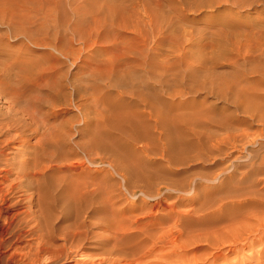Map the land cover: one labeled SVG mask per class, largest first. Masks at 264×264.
<instances>
[{"label":"rangeland","instance_id":"374dc122","mask_svg":"<svg viewBox=\"0 0 264 264\" xmlns=\"http://www.w3.org/2000/svg\"><path fill=\"white\" fill-rule=\"evenodd\" d=\"M0 4V264H264V0Z\"/></svg>","mask_w":264,"mask_h":264},{"label":"bare ground","instance_id":"6f19581e","mask_svg":"<svg viewBox=\"0 0 264 264\" xmlns=\"http://www.w3.org/2000/svg\"><path fill=\"white\" fill-rule=\"evenodd\" d=\"M0 2H1V0H0ZM1 5V4H0ZM2 5H3V3H2ZM2 7V6H1ZM1 7H0V19H1V14H3L2 13V11H1ZM3 8V7H2ZM4 9V8H3ZM1 21V20H0ZM35 21V20H34ZM43 26H46V23L43 25ZM19 52V51H18ZM62 52V51H61ZM60 52V53H61ZM61 54H63V53H61ZM19 67V66H18ZM19 79V78H18ZM20 80V79H19ZM33 87H38V89H40L41 91L43 90V98H40L38 101H30V104L32 105V106H39V107H44V104L45 103H47L48 104V102H49V99H50V97H51V90H49V88L47 87V83L45 82V81H43V78L42 77H36V76H34V77H31V78H27V79H25L24 81H22L21 82V85L18 87L17 85H14V84H11L8 80H6L5 78H3V77H1L0 76V91L1 92H3V93H7V94H10L11 95V99H13V102H15V103H19V100L20 99H23L22 97L27 93V91L29 92V91H31L32 90V88ZM33 91V90H32ZM58 92V91H57ZM27 95V94H26ZM25 95V96H26ZM53 95V94H52ZM56 96V95H55ZM36 100V99H35ZM12 107V106H11ZM12 114V115H11ZM47 114V113H46ZM14 117V116H16V114L15 113H10L8 116H6V117ZM46 116V115H45ZM77 117V116H76ZM31 119L33 118L32 116L30 117ZM30 119V120H31ZM77 119V118H76ZM78 121V120H77ZM5 123V122H4ZM8 124V123H7ZM31 124V123H30ZM17 125H18V123H17V121H15V123L14 124H12L11 126H8L7 128H4V129H6V130H4L2 133H3V135L4 136H7L8 134H9V131H17L18 130V128H17ZM22 126V125H21ZM30 127V126H29ZM21 129H22V127H21ZM79 131L80 130H77V132L79 133ZM12 133V132H11ZM27 137V136H26ZM6 138V137H5ZM15 140H16V142L18 143V146L17 147H19L20 148V151H22V152H20V153H22V155H21V165L19 164L18 166L20 167H22V169H24V168H26V167H28V165H29V163H30V158H31V155H32V153L33 152H31V151H28V150H23L24 148H27V147H30V145L28 144V141H27V139L26 138H24L21 134H17L15 137H13ZM9 142H10V140H8L7 138L5 139V140H2V141H0V156H4L5 157V152H4V148L5 147H7V145L9 144ZM38 143H39V145H40V153L43 155L42 157L43 158H50V157H52L50 154V152H48L49 151V148H50V146H51V141L49 140V138H48V134H47V132L46 131H44V133H43V135H42V138L40 139V141H38ZM17 147H15V148H17ZM35 148V147H34ZM17 150V149H16ZM15 157H16V155H15ZM15 157H12V158H15ZM7 159L5 158V161H6ZM27 160H28V162H27ZM7 162V161H6ZM46 166H47V164H45ZM45 165H43L42 166V168H41V166H40V169L41 170H39V171H42V170H45L44 168H46V166ZM18 166H16V165H14V163L12 164V163H6V165H5V167L3 166V170H1L0 172L2 173V171L3 172H5V174L8 172V170L9 169H12V168H17ZM45 166V167H44ZM49 166V165H48ZM47 166V167H48ZM74 166V165H73ZM79 166V165H78ZM6 167H8L9 169L7 170L6 169ZM21 169V170H22ZM48 169V168H47ZM21 170H19L20 172H23V171H21ZM31 171V170H30ZM30 171H27L28 173L30 172ZM44 172V171H43ZM25 173V172H24ZM28 173H25V175H29ZM5 174H3V175H5ZM24 175V174H23ZM0 177H1V174H0ZM29 177V176H28ZM31 177V176H30ZM2 178V177H1ZM6 179V178H5ZM11 182H13V181H11ZM29 183H31V182H28V184ZM0 184H1V182H0ZM32 185V184H31ZM8 191V190H7ZM1 238V237H0ZM16 240V239H15ZM2 241V240H1ZM14 242V241H13ZM172 244L174 243L173 241H170ZM9 243V242H8ZM65 245V244H64ZM11 246V245H10ZM63 247V246H62ZM11 248H12V246H11ZM18 248V247H17ZM43 248V247H42ZM21 250V249H20ZM19 250V251H20ZM187 250V249H186ZM46 251V250H45ZM48 252H43V253H41V254H39V253H37L36 254V256L38 255V256H40V255H46L47 257H48V259L49 260H51V259H56V258H58V256H60V253H62L61 251H59L58 250V252H50V250H47ZM145 251V250H144ZM16 252H18L17 251V249L15 248V250H13L12 252H11V254L13 255V254H15ZM70 252V253H69ZM69 254L68 253H65V254H63L64 255V257H65V259H70V261H72L71 262V264H82L81 262H79L78 260H76V259H74L75 257H76V255H79V251L78 250H69ZM10 254V255H11ZM25 254V253H24ZM72 256H71V255ZM74 254V255H73ZM83 254H84V252H83ZM87 254V253H86ZM86 254H84V256H86ZM149 254V253H148ZM22 255H23V253H22ZM22 255H20V257L22 256ZM26 255V254H25ZM87 255H89V254H87ZM243 255V254H242ZM105 256V255H104ZM103 256V257H104ZM143 256V255H142ZM253 256H256L257 258H261V259H264V251L263 252H258V253H256L255 255L254 254H252L251 255V258L253 257ZM19 257V258H20ZM43 257V256H42ZM81 257H83V255L81 256ZM18 258V259H19ZM22 258V257H21ZM40 258V257H39ZM38 258V259H39ZM46 258V257H45ZM45 258H44V260H45ZM86 258V257H85ZM90 258V257H89ZM92 258V257H91ZM90 258V259H91ZM95 258H96V256H95ZM102 258V257H101ZM48 259H46V260H48ZM109 259V258H108ZM7 260H8V262H10V264L11 263H14L15 262V257L14 256H12V257H10L9 259H8V257H7ZM41 260V259H40ZM86 260V259H85ZM85 260H84V262H85ZM89 260V259H88ZM95 260H97V259H95ZM95 260H92L91 259V261H90V263L89 264H99L100 262H97V263H95L94 261ZM99 260H102V261H104L103 259H99ZM106 260V259H105ZM17 261V260H16ZM7 262V261H6ZM41 262V261H40ZM43 262H45V261H42L41 263L43 264ZM40 263V264H41ZM86 263V262H85ZM17 264V263H16ZM84 264V263H83ZM128 264V263H127Z\"/></svg>","mask_w":264,"mask_h":264}]
</instances>
